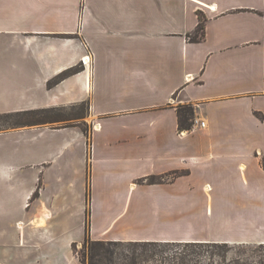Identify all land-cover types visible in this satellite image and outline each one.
<instances>
[{"label": "crops", "instance_id": "crops-1", "mask_svg": "<svg viewBox=\"0 0 264 264\" xmlns=\"http://www.w3.org/2000/svg\"><path fill=\"white\" fill-rule=\"evenodd\" d=\"M199 12L204 37L191 41ZM38 92L64 98L44 107L86 102L89 123L87 134L0 130L64 135L54 179L79 188L84 218L66 258L45 264H82L73 244L86 224L95 240L264 243V0H0V113L27 110L18 100ZM184 104L189 130L178 128ZM38 151L24 165L33 186L45 181ZM150 176L161 180L140 181ZM52 215L42 199L30 221L35 243L55 251L43 234Z\"/></svg>", "mask_w": 264, "mask_h": 264}, {"label": "rangeland", "instance_id": "rangeland-1", "mask_svg": "<svg viewBox=\"0 0 264 264\" xmlns=\"http://www.w3.org/2000/svg\"><path fill=\"white\" fill-rule=\"evenodd\" d=\"M34 70L32 67V71ZM53 92L44 95L38 92L42 95L37 96V93L36 96L30 98L25 96L24 100L18 101L23 105L28 103V106L32 108L44 107L45 102H54L55 99H64L60 95L56 98ZM4 110L6 108L0 106V112ZM70 112L77 114L81 113V110L74 108ZM81 119L73 118L47 125L58 127L64 123L79 122ZM87 129L89 130V123H87ZM33 133L35 132L30 130L28 134H0V264H45V260L51 256V253H60L61 257L66 258V252L70 249L66 244L67 238L74 233L79 221L84 218L85 206L82 198H79L77 190L79 188H75V193L72 189L66 191L65 187H60L54 179L57 164L53 165V158L60 146H64V135H61V132L49 130ZM71 139L76 144L75 137ZM79 144L78 142L76 146ZM42 145L43 158L46 160L42 165V169L45 170V181L40 180L33 186L31 178L36 175L37 170L35 171L33 166L25 167L24 165L25 162L37 163L38 154H41L38 148ZM70 160L76 163L74 158ZM59 161L62 166L65 165L64 159ZM39 176L41 179V174ZM42 199L45 201L47 212L53 214L46 228L43 229V234L47 242L52 238L55 239L56 248H53L55 251H50L52 247L47 244L44 246L43 242V246H40L32 238L36 230H33L34 226L30 217L37 210ZM199 250L200 254L196 258L203 264H264V246L256 244H231L227 247L211 248L213 252Z\"/></svg>", "mask_w": 264, "mask_h": 264}, {"label": "trees", "instance_id": "trees-1", "mask_svg": "<svg viewBox=\"0 0 264 264\" xmlns=\"http://www.w3.org/2000/svg\"><path fill=\"white\" fill-rule=\"evenodd\" d=\"M199 21L192 35L191 41H199L204 37V19L199 12ZM78 68L63 71L49 85L59 82L61 79L73 73ZM69 108V109H68ZM80 108L81 113L71 114V110ZM88 104L81 102L71 106H54L43 108H32L9 113H0V130L21 126L43 125L70 119L84 118L87 114ZM179 130H189L193 124L194 107L191 104L177 106ZM78 126L87 134V123L73 122L64 123L58 127ZM160 177L150 176L140 181L146 183L160 182ZM236 245H248L239 243ZM256 245L264 246V243ZM231 246L227 242L210 241H121V240H95L86 234L80 248L73 244V251L82 264H203L196 258L200 254L199 249L211 251V248H222ZM245 264V263H242Z\"/></svg>", "mask_w": 264, "mask_h": 264}, {"label": "built area", "instance_id": "built-area-1", "mask_svg": "<svg viewBox=\"0 0 264 264\" xmlns=\"http://www.w3.org/2000/svg\"><path fill=\"white\" fill-rule=\"evenodd\" d=\"M91 61V58H90V56L89 55H86V56H84L83 58H82V63L83 64H87V63H89Z\"/></svg>", "mask_w": 264, "mask_h": 264}]
</instances>
